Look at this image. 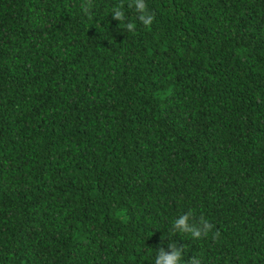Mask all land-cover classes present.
<instances>
[{
	"label": "trees",
	"instance_id": "1",
	"mask_svg": "<svg viewBox=\"0 0 264 264\" xmlns=\"http://www.w3.org/2000/svg\"><path fill=\"white\" fill-rule=\"evenodd\" d=\"M145 2L0 0V264H264V0Z\"/></svg>",
	"mask_w": 264,
	"mask_h": 264
},
{
	"label": "clouds",
	"instance_id": "2",
	"mask_svg": "<svg viewBox=\"0 0 264 264\" xmlns=\"http://www.w3.org/2000/svg\"><path fill=\"white\" fill-rule=\"evenodd\" d=\"M135 3V11L138 13V19L145 25H151L153 22V15L149 13L148 6L145 0H134ZM83 11L89 15H91L90 6L85 7L84 5ZM115 18L119 20H124V13L122 11L117 10L115 13ZM122 26V25H121ZM119 26V27H121ZM128 29L131 31L135 30V23L129 22L127 24ZM189 215H181L179 219L175 221V225L180 229L182 234L189 233L193 239H200L207 237L208 234L212 231L213 225L206 219H201V227L190 226L188 223ZM219 237V232L216 231L213 233V239H217ZM183 249H177L175 245H173V251L170 254H167L160 250L159 257L157 259L156 264H182ZM190 264H200V261L197 258H193L190 261Z\"/></svg>",
	"mask_w": 264,
	"mask_h": 264
}]
</instances>
